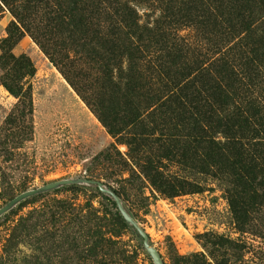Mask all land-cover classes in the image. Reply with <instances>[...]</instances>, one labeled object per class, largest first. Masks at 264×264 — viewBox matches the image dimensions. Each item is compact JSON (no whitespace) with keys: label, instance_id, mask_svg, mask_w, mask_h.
<instances>
[{"label":"trees","instance_id":"16d2710c","mask_svg":"<svg viewBox=\"0 0 264 264\" xmlns=\"http://www.w3.org/2000/svg\"><path fill=\"white\" fill-rule=\"evenodd\" d=\"M3 6L14 21L0 40V83L18 102L4 122L8 135H0V155L3 146L14 149L32 140L31 85L23 88L35 69L26 55L12 53L27 31L79 93L73 71L90 70L83 80L93 98H82L99 108L96 116L116 143L134 153L139 172L159 195L173 199L205 190L200 182L165 173V159L215 179L238 231L245 232L253 214L264 218V0H0V13ZM143 7L149 12L140 13ZM36 19V27L26 25ZM187 29L192 36L181 34ZM54 36L67 53L55 51ZM19 117H28L20 133ZM150 144L161 148L157 161L144 156ZM7 148L6 161L19 156ZM104 186L137 221L122 192ZM101 196L107 206L102 215L54 200L56 209L46 206L21 217L0 264H54L61 254L62 264H80L105 255L107 242L123 234L134 235L142 248L112 198ZM198 239L214 264H230L226 251L218 257L220 249L246 247L212 233ZM19 244L30 253L18 251ZM173 261L209 264L201 253Z\"/></svg>","mask_w":264,"mask_h":264},{"label":"rangeland","instance_id":"374dc122","mask_svg":"<svg viewBox=\"0 0 264 264\" xmlns=\"http://www.w3.org/2000/svg\"><path fill=\"white\" fill-rule=\"evenodd\" d=\"M2 9L0 40L6 37V29L14 21L9 10L4 6ZM143 11L149 12L144 7L139 10L140 13ZM33 21H27L26 25L31 24L32 28L39 25L37 19ZM181 34L190 37L193 32L187 29ZM54 41L57 42L54 47L56 52L67 53L57 36H54ZM12 53L15 56L26 55L35 69L34 76L27 80L23 88L25 92L27 85H31L28 93L32 104L29 117L33 133L31 141L22 142L14 149L6 146L1 149L0 207L26 190L59 180L87 178L122 192L125 204L135 214L137 223L148 235L163 264H174L173 259L177 256L186 257L194 253L203 254L209 264H214L208 249L204 247V239H198L204 233L216 234L246 245L242 251H218V257L226 251L230 264H264L263 216L253 214L252 222L245 232L238 231L222 187L215 179L203 177L200 173L163 159L160 162L165 173L176 172L190 181L200 182L205 190L167 199L151 187L139 172V162L134 153L129 152L127 145L116 143L95 114L99 108L87 105L82 98L88 95L93 98L89 85L83 80L84 75L91 74L90 70H72L75 82L81 84L82 91L79 93L58 67L50 62L30 32L24 31ZM70 59H76L73 53H70ZM74 66L77 68L76 62ZM17 102L18 99L0 83V131ZM18 120L20 133L28 117H19ZM0 135H8V132L5 134L2 130ZM5 148L9 152L19 153V156L13 161H6ZM160 149L150 144L144 156L157 161ZM101 194L95 186L71 184L22 201L0 217V257L7 238L21 217L46 206L54 207V200H59L65 207L73 205L84 214L89 208H95L102 215V210L107 206ZM67 233L70 234V231ZM70 235L73 236L72 233ZM108 238L105 235V239ZM112 240L105 246V255L85 258L80 264H153L134 235L123 234L118 238L112 237ZM41 247L40 258L44 263L46 248L44 245ZM16 249L25 254L30 253L22 244ZM232 254L235 257H230ZM64 258V255H59L54 259V264H62Z\"/></svg>","mask_w":264,"mask_h":264},{"label":"water","instance_id":"95a60500","mask_svg":"<svg viewBox=\"0 0 264 264\" xmlns=\"http://www.w3.org/2000/svg\"><path fill=\"white\" fill-rule=\"evenodd\" d=\"M71 184L92 185V186L97 187V189L102 194L109 195L112 198V200L115 202L117 206V210L119 214L121 215V217L124 219V221L128 225H130L137 232V234L142 239V247L147 252L149 257L151 258L153 264H163L158 251L149 244L148 235L139 226L137 221L134 220V218H132V216H130V214L126 211V209L122 205L120 198L110 189L106 188L100 181L91 180L87 178L65 179V180L50 182L38 188L26 190L24 192L19 193L18 195H16L15 197H13L8 202H6L3 206L0 207V217L6 214L7 212H9L14 206L18 205L19 203L26 200L27 198L57 189L58 187H61L64 185H71Z\"/></svg>","mask_w":264,"mask_h":264}]
</instances>
